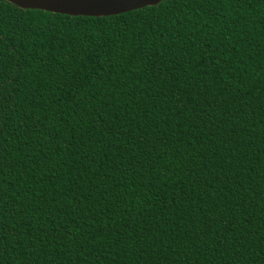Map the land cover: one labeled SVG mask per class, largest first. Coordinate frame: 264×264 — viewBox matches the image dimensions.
Here are the masks:
<instances>
[{"label":"trees","instance_id":"obj_1","mask_svg":"<svg viewBox=\"0 0 264 264\" xmlns=\"http://www.w3.org/2000/svg\"><path fill=\"white\" fill-rule=\"evenodd\" d=\"M0 264H264V0H0Z\"/></svg>","mask_w":264,"mask_h":264},{"label":"water","instance_id":"obj_2","mask_svg":"<svg viewBox=\"0 0 264 264\" xmlns=\"http://www.w3.org/2000/svg\"><path fill=\"white\" fill-rule=\"evenodd\" d=\"M23 10L84 17H108L156 6L163 0H4Z\"/></svg>","mask_w":264,"mask_h":264}]
</instances>
